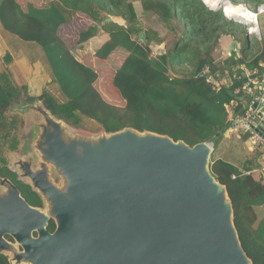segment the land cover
<instances>
[{
	"label": "water",
	"instance_id": "95a60500",
	"mask_svg": "<svg viewBox=\"0 0 264 264\" xmlns=\"http://www.w3.org/2000/svg\"><path fill=\"white\" fill-rule=\"evenodd\" d=\"M251 99L264 136V90ZM24 100L6 113L37 116V158L15 155L7 168L42 207L0 176V255L9 264H253L227 188L210 172L211 144L131 127L72 133L42 101Z\"/></svg>",
	"mask_w": 264,
	"mask_h": 264
},
{
	"label": "trees",
	"instance_id": "16d2710c",
	"mask_svg": "<svg viewBox=\"0 0 264 264\" xmlns=\"http://www.w3.org/2000/svg\"><path fill=\"white\" fill-rule=\"evenodd\" d=\"M43 1L45 5H35L32 0H0L2 30L41 47L54 83L66 99L60 104L47 93L38 98L28 97L27 87L22 86L27 103L42 101L54 117L71 127H79L81 117H85L108 133L131 127L168 135L189 146L212 143L214 152L230 128L225 106L234 102L237 104L235 114L244 115L240 102L248 101V97L243 91L235 93L243 83L230 81L215 87L213 81H225L223 73L232 67L261 71L264 37L260 38L262 46L251 49L249 37L255 35L248 33V26L229 21L222 10L224 5L213 8L222 7L221 10L212 11L201 0ZM134 3L141 4L146 18L148 15L157 18L166 31L164 37L139 21ZM78 13L85 14L96 25L79 32L77 45L96 36L97 25L106 19L117 17L125 22L123 26L111 20L101 26L109 40L94 54L96 61L104 64L117 48L124 49L128 56L116 70L96 71L78 61L58 35V30L72 22ZM238 34L248 37L247 50L254 52L240 50L237 57L234 51L217 61L214 54L220 39L230 36L236 41ZM154 44H165L166 52L154 56ZM10 56L8 53L4 57L5 68L0 74V176L8 178L31 206L42 207L40 197L28 184L18 180L2 156L7 141L9 148L16 149L11 132L18 124L17 116L5 113L22 96L7 68L12 61ZM218 73L221 78H217ZM100 79L101 86L97 84ZM247 137L243 135L242 139ZM212 154L209 169L227 188L242 247L253 264H264V215L259 219L256 211L264 210V181L254 175H243L238 167L215 159ZM47 229L54 232L52 221ZM0 264H9L3 255H0Z\"/></svg>",
	"mask_w": 264,
	"mask_h": 264
},
{
	"label": "crops",
	"instance_id": "0c3cea01",
	"mask_svg": "<svg viewBox=\"0 0 264 264\" xmlns=\"http://www.w3.org/2000/svg\"><path fill=\"white\" fill-rule=\"evenodd\" d=\"M245 3H247V1ZM263 4H264V0H262L260 3L255 2L254 8H256L259 5H263ZM240 5L244 6V4H242V3ZM134 8H135L136 14L139 18V21L142 22L147 29H150V30L158 33L159 37L165 36L166 31H165V29L160 30V28H158L159 26L163 28L162 25H159L160 23L158 21H157L158 23H155V22L150 23L151 26H148V24H146V21H145L146 17L144 15L140 14V12H142V14H143L142 7H141L140 3H134ZM153 19H155V18H153ZM111 20H113L114 22H116L119 25H123V26L126 25L125 22L122 21L120 18L114 17ZM94 25H96V23H94L88 16H86L85 14H82V13H78V14H76V16L74 17L72 22H70L69 24L63 25L58 30V35L66 42V44L69 46V48L72 49V54L75 56V58L78 61L85 63L87 66L92 67L96 71H99L101 69H107L109 71H114L122 64L124 59L128 56V53L122 48H117L108 57V59L106 60V62L104 64H100L96 61L94 54L104 43H106L109 40L108 34H106L104 31L101 30L102 25H97L99 30H98L96 36H94L93 38L89 39L88 41H86L82 44H78V45L76 44V40L78 38L79 32L89 28L90 26H94ZM157 25H158V27H156ZM258 29H259V27H258ZM259 32H260V29H259ZM261 36L264 37V33L260 32L259 38H261ZM0 39L2 40L1 37H0ZM226 39L228 40V39H230V37H225V36L222 37L220 39V45H219L218 49L215 51V54H214L215 57H216V53H218V58L216 57V60L217 59H219V60H217V61H222L221 60L222 57L224 59L225 57L230 56L232 51L234 50V48H233L234 42H231V44L227 45V43H225ZM232 41H233V39H232ZM1 43H4V41L2 40ZM236 47H237L236 55H237V57H239V45L237 43H236ZM5 50L7 51V48H5ZM165 52H166L165 44H161V45L154 44L153 45V55L154 56L164 54ZM247 52L252 54L254 51H252V52L247 51ZM17 53L18 52H16V53L13 52L11 54L12 61H11V64L7 68L10 71V73H11V71L14 74L19 72L21 74V76L25 80H27L26 75L24 74V72L21 68V63H22L23 58H24L23 52L21 51V53H19V55ZM30 65H31V68L36 72L37 77L39 78L38 84L41 87V89L37 93H34V94L31 93V95H29L28 97L38 98L41 95H43V93L45 91L47 94L52 96L58 103H60V104L65 103L66 99L62 95L60 89H59V91H60V94H59L58 91L51 88V86H50L51 84H53L54 80H53L52 73H51L52 79H51V77H49V75L47 73V69H46L47 66L45 67L43 63L40 64L39 62H37L35 64L30 63ZM4 68H5L4 65H0V74L3 72ZM248 70H250V69H248ZM263 78H264V76H263ZM16 80L17 79L15 77V80H14L15 84L18 81V80L17 81ZM97 84H100V86H101V79L98 80ZM97 84H96V86H97ZM16 85L18 86L19 83H17ZM23 85L25 87H27V92L30 91L31 87H30V83H28V81L25 82L24 84H22V86ZM99 90H100V88H99ZM101 91H103V90L101 89ZM240 104L244 109L245 108L247 109L248 101L243 100L240 102ZM223 136H224V138L221 140V142H220V144L216 150V154H217L216 159H222L226 162H229V163L235 165L236 167H238L242 172L252 171L258 167L259 157H257V155L259 153L258 154L255 153L252 150L250 143L247 142V140L242 139V137H243L242 134L240 137H238V133H236L235 131H229L228 130ZM254 159H255V161H254ZM256 211L261 212V216H258V218L261 219L264 215L263 208H258V209H256Z\"/></svg>",
	"mask_w": 264,
	"mask_h": 264
},
{
	"label": "rangeland",
	"instance_id": "374dc122",
	"mask_svg": "<svg viewBox=\"0 0 264 264\" xmlns=\"http://www.w3.org/2000/svg\"><path fill=\"white\" fill-rule=\"evenodd\" d=\"M32 1L35 5H37V4L45 5V2L43 0H32ZM246 1H247V3H245ZM254 1L257 3H260L262 0H234V2L236 4H238V2H239V4L242 3V4H244V6H242V5L234 6L231 3H229V4H231L232 6H234L236 8H239V7L243 8L244 11H248V10H246L247 8L245 6H247L249 9L254 10L255 9L254 8L255 7ZM223 8H225V7L223 6ZM140 14L143 15L142 12H140ZM233 17H242L245 20L251 22L250 20H248L246 18V15H243V16L237 15V16H233ZM233 17H231V18H233ZM153 18H155V19H153ZM234 20L241 22V23H246L241 18H234ZM145 21H146V24H148V26H151L150 23H152V22L158 23L157 18L153 17L151 15H148ZM259 23H260V25L258 27H259V29L261 28V32L264 33V14L259 17ZM159 25H161V24H159ZM156 27H158V25ZM158 28H160V30L164 29L160 26ZM0 37L4 41V43H1L2 40L0 39V65H4V62H5L4 57L8 54L7 51L9 52L10 55L13 52L14 53L18 52L17 53L18 55H19V53H21V51L23 52L24 58H23V61L21 63V68H22L24 74L26 75L27 80H25L19 72L14 74L11 71V74H10L13 82L15 80V77L18 80V81L16 80L17 81L16 84L19 83V85L17 86L15 83L14 84L22 92V95L24 96V90H23L22 84H24L27 81H28V83H30V87H31L30 91H28L26 93L27 96L31 95V93L34 94V93H37L38 91H40L41 87L38 84L39 78L37 77L36 72L31 68L30 63H34V64L37 62H39L40 64L43 63L45 67L47 66V68H46L47 73H48L49 77H51V79H52L51 70L49 69L50 67L47 63V60L45 58V54L43 53V50L41 49V47L39 45H37L36 43L25 42V41L21 40L20 38H18L17 36L11 35L5 31H3L1 24H0ZM225 37H230V36H225ZM237 37L238 38L236 39V41H234V40L232 41V39L230 37V39H228V40L226 39L225 43H227V45H229V44H231V42H235L239 45V52H240V50L248 51L247 46H246L248 37L243 36V34H238ZM249 40H250V44H251V49L254 48V50H257L258 46L263 45L261 39L258 36L249 37ZM5 48H7V51L5 50ZM235 53H237V52H235ZM216 57L218 58V53H216ZM217 60H219V59H217ZM221 60H223V57L221 58ZM171 75H173V74H171ZM225 82L226 83L229 82L227 80V78H226ZM50 86H51V88L58 91L60 94L59 87L56 83L53 82V84H51ZM44 93H46V92L44 91ZM18 104L19 103H16V105L11 106L10 111L14 110ZM25 104L26 103H23V105H25ZM8 115H10V112L8 113ZM29 116L33 117V119L30 120V119H27V117H24V119L26 120L25 121L23 118H21L18 115L17 116L18 124L16 126V129L13 132H11L12 139L16 141V148L17 149L19 148L18 151H12V149L8 147L9 141H7L3 146L2 156L4 157V160L7 163V165H10L12 163L15 155L21 157V156H27V155L33 156V154H34V152L32 151V147H31L32 143H33V130L31 127V123L37 122V121H39V119L37 118V116L35 114H30ZM101 131H102L101 127L96 122L89 120L85 117H81V123H80L79 127L71 128L72 133H80L83 135H97ZM10 141H11V139H10ZM212 153H213L212 154L213 158L216 159V157H217L216 151L215 152L213 151ZM29 156H27V157H29ZM33 157L37 158L36 156H33ZM257 214H258V216H261L260 211H257Z\"/></svg>",
	"mask_w": 264,
	"mask_h": 264
},
{
	"label": "built area",
	"instance_id": "2783aa9c",
	"mask_svg": "<svg viewBox=\"0 0 264 264\" xmlns=\"http://www.w3.org/2000/svg\"><path fill=\"white\" fill-rule=\"evenodd\" d=\"M249 12L254 16V21L249 22L243 19L246 23H253V27L248 28V33L250 35L260 37V32L258 29V17L264 14V4L257 6L254 10ZM250 29L257 30L250 32ZM223 74V77L227 78V80L229 81L228 84L230 83V81L242 82V88L236 90L235 93H240L241 91H243L244 94L250 98L244 115L235 114L234 110L236 109L237 104L234 102L231 105L225 106L229 114L228 120L230 123V128L228 130L238 133V137H240L241 134L247 135L248 137L246 140L250 143L252 150L259 153V166L252 171L243 172V175H254L257 180L264 181V136L260 135V133L256 131V126L254 123L255 111L251 108L252 94H258L262 90H264V66L262 67L261 71L248 70L244 66L232 67L230 70L224 71ZM217 78H221L219 73L217 74ZM213 83L215 87H220L226 82L224 80H215L213 81ZM262 101L263 100H261V102Z\"/></svg>",
	"mask_w": 264,
	"mask_h": 264
},
{
	"label": "clouds",
	"instance_id": "9594fccd",
	"mask_svg": "<svg viewBox=\"0 0 264 264\" xmlns=\"http://www.w3.org/2000/svg\"><path fill=\"white\" fill-rule=\"evenodd\" d=\"M201 2L203 3V1L201 0ZM227 2L228 3H231L232 5H234V6H238V5H240V4H233L230 0L228 1L227 0ZM204 3L206 4V5H208L209 7H211V8H215L216 7V3H217V0H204ZM203 3V4H204ZM204 4V5H205ZM205 5V6H206ZM232 5H228L227 7H225V8H222V10L224 11V13H225V16H226V18L229 20V21H232V22H235V23H237V24H244L245 26H248V27H253V23H241V22H238V21H236V20H234V18H236V17H233V18H229V17H227V15H226V12L227 13H229L230 11L231 12H238V14H240V15H247V16H249V17H251L252 15L250 14V12H246V11H244L243 10V8H236V7H233ZM208 6H206L207 8H209ZM247 9H248V11H252L253 9H249L247 6H245ZM210 9V8H209ZM211 10V9H210ZM217 10H221V7L219 8V9H217ZM213 11V10H212ZM263 15V14H262ZM260 17V16H259ZM259 17H258V26H259ZM239 18H241V19H244V18H242V17H239ZM110 19V18H109ZM257 29H250V32L251 31H256ZM235 43V42H234ZM236 44V43H235ZM236 52L237 50H233L232 52ZM21 99V98H20ZM20 99H18V101H16V102H14L11 106H13V105H15L16 103H19L20 102ZM249 100H250V98L248 97V104H249ZM24 103H27L25 100H24ZM10 109V108H9ZM246 109V108H245ZM245 111V110H244ZM5 115H8V113H5ZM10 115H15V116H18V114H10ZM228 131V130H227ZM226 131V132H227ZM225 132V133H226ZM224 133V134H225ZM208 144H211L212 146V148H213V144L212 143H208ZM13 151V150H12ZM7 164V163H6ZM8 239V238H7Z\"/></svg>",
	"mask_w": 264,
	"mask_h": 264
},
{
	"label": "bare ground",
	"instance_id": "6f19581e",
	"mask_svg": "<svg viewBox=\"0 0 264 264\" xmlns=\"http://www.w3.org/2000/svg\"><path fill=\"white\" fill-rule=\"evenodd\" d=\"M220 5H224L225 7H227L228 5H231V4H229L228 2H227V0H217V3H216V6H220ZM234 7V6H233ZM213 9V8H212ZM246 12H249V11H246ZM251 15H252V13H250ZM226 15H227V17H229V18H231V17H233V16H237V15H240V14H238L237 12H229V13H227L226 12ZM243 16V15H242ZM246 18L248 19V20H250L251 22L252 21H254V16L252 15L251 17H249V16H247L246 15Z\"/></svg>",
	"mask_w": 264,
	"mask_h": 264
},
{
	"label": "flooded vegetation",
	"instance_id": "af4514ba",
	"mask_svg": "<svg viewBox=\"0 0 264 264\" xmlns=\"http://www.w3.org/2000/svg\"><path fill=\"white\" fill-rule=\"evenodd\" d=\"M16 149H17V148H16ZM16 149H15V150H13V151H18V149H19V148H18L17 150H16Z\"/></svg>",
	"mask_w": 264,
	"mask_h": 264
}]
</instances>
